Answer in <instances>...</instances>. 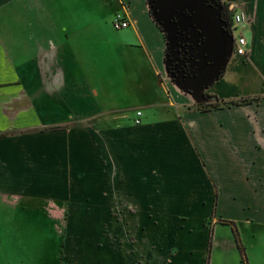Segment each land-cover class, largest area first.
<instances>
[{
  "label": "crops",
  "instance_id": "0c3cea01",
  "mask_svg": "<svg viewBox=\"0 0 264 264\" xmlns=\"http://www.w3.org/2000/svg\"><path fill=\"white\" fill-rule=\"evenodd\" d=\"M228 1L245 12L248 50L232 53L226 72L210 86L221 103L264 96V0ZM118 12L127 14L130 26L116 30L123 49L115 56L131 60L137 98L148 99L160 89V97L154 94L138 106L151 107L142 110L140 124L114 123L105 114L117 109H97L93 93L100 92L76 48L79 31H107L101 21ZM165 49L149 0H0V209H10L2 213L16 221L28 201L66 207L62 248H46L56 249L55 264H218V258L227 264L228 256H217L215 249L225 240L204 226L202 217L193 230L178 220L180 208L203 204L213 182L199 161L198 134L179 118L177 106L163 102L158 74L165 70ZM173 85L168 87L178 98ZM244 109L254 120L250 115L240 124L264 132V104ZM94 113L100 119L74 124ZM235 113L226 110L228 127H234ZM228 135L234 143L235 133ZM259 137L264 140V134ZM123 195L144 209L135 220L139 248L130 251L122 232L102 230L108 210ZM212 206L208 197L207 207ZM157 209H169L168 215ZM232 235L239 264H250Z\"/></svg>",
  "mask_w": 264,
  "mask_h": 264
},
{
  "label": "rangeland",
  "instance_id": "374dc122",
  "mask_svg": "<svg viewBox=\"0 0 264 264\" xmlns=\"http://www.w3.org/2000/svg\"><path fill=\"white\" fill-rule=\"evenodd\" d=\"M223 2L226 8H230L231 3L228 0ZM113 17L107 16L106 22L101 21L109 27L107 31L98 32L93 29L79 31L75 41L76 48L83 56L81 58L84 59L88 80L100 92L98 96L93 93L97 109L115 108L116 111L104 113L105 117L109 120L113 119L114 123L133 125L134 122L136 123L138 111L143 114L142 110L151 109L149 106H138L144 104L143 100L153 99L154 94L160 97V89L148 99H144L142 95L140 99L137 98L136 85L134 92L130 80L133 75L131 60L128 56H115V53L123 48H120L118 43L120 34L112 23ZM77 23H82V20ZM85 23L92 22L85 19ZM111 25L115 30L111 29ZM226 70L227 66L224 72ZM158 80L165 89V95L162 93V97L166 100L163 102L173 103V107L177 106L175 111L179 114V118L190 123L193 131L195 130L198 134L196 149L200 155L199 161L204 173L208 174L213 182L212 192H206L207 194L202 197V205L177 210L178 220L183 229L185 226L192 230L196 229V219L202 217L204 226L212 232L215 230L220 235V239L222 238L223 242L225 240L224 247L219 245L215 249L217 256L224 254L228 256V260L225 261L227 264H239L236 245L231 239L232 232L235 233L234 230H236L249 263L264 264V140L259 137L263 136L264 132L258 126L248 129L239 122L244 120L243 117L247 119L250 115L254 120L255 114L247 112L244 106L253 103L264 104V96L239 98L221 103L214 100L210 87L202 91V97L193 98L190 93L175 87L174 81L165 70L158 74ZM167 83H171L181 93L178 98ZM56 84H59L58 79ZM229 109H235L236 112L234 127L227 126L226 110ZM219 110L224 111L221 112V116L218 113ZM100 117V114H95L90 120L85 119V122L77 120L74 124L87 125ZM217 119L220 120L217 121ZM142 120L143 115L141 122ZM206 124L209 126L206 127ZM231 132H234L237 138L234 143L226 139ZM243 132L248 133L243 135ZM208 197L212 199V207H207ZM126 198L123 195V200L115 202V205L108 210V222L102 230L122 232L124 247L130 251L132 246L135 249L139 248L135 235V232H138L135 230L137 224L135 220H140L144 216V209L137 207L134 202ZM65 208L50 209L46 204L37 205L36 201H28L27 206L19 211L18 219L10 221L7 217L5 218L6 214L2 213L3 210L10 209L2 207L0 209V264H55L56 249L48 251L46 248L56 247L60 250L62 248L64 225L61 223L66 222ZM50 210L54 216H60L59 223L51 218ZM157 210H160V213H166L164 216L168 215L169 209ZM198 247H201L200 243ZM218 262H221L219 258Z\"/></svg>",
  "mask_w": 264,
  "mask_h": 264
},
{
  "label": "water",
  "instance_id": "95a60500",
  "mask_svg": "<svg viewBox=\"0 0 264 264\" xmlns=\"http://www.w3.org/2000/svg\"><path fill=\"white\" fill-rule=\"evenodd\" d=\"M149 4L154 18L161 27L165 25L166 21L171 20L169 14H165L168 9L176 14L188 12L190 17L199 24V27L208 28L210 34L207 38L209 45L207 52L213 54L214 58L207 59L211 62L210 64L204 63L208 68L188 74L186 76L187 85L176 82L182 91L190 93L193 98L198 99V94L222 75L232 55L233 37L227 21L222 17V4L215 2V9L211 14L204 10L198 0H158L156 5H152L149 0Z\"/></svg>",
  "mask_w": 264,
  "mask_h": 264
},
{
  "label": "flooded vegetation",
  "instance_id": "af4514ba",
  "mask_svg": "<svg viewBox=\"0 0 264 264\" xmlns=\"http://www.w3.org/2000/svg\"><path fill=\"white\" fill-rule=\"evenodd\" d=\"M150 1L152 5H156L158 2V0ZM198 1L209 14L214 12L215 2H220L222 4V17L230 25V11L229 8L225 7L222 0ZM165 14H169V18L171 19L168 22L164 21L165 25L161 27L164 29L166 42L164 57L165 70L174 83L179 82L180 84L187 85L188 81L186 80V76L191 72L208 68L207 64L211 62L207 59L214 58L213 54L207 52L209 48L207 38L210 33L208 28L199 27V24L190 17L188 12L186 14H176V12L166 9ZM204 63H207L206 66ZM201 93L198 94L199 97H202L203 93L202 95Z\"/></svg>",
  "mask_w": 264,
  "mask_h": 264
},
{
  "label": "built area",
  "instance_id": "2783aa9c",
  "mask_svg": "<svg viewBox=\"0 0 264 264\" xmlns=\"http://www.w3.org/2000/svg\"><path fill=\"white\" fill-rule=\"evenodd\" d=\"M223 1V0H222ZM229 16L231 23L229 25L232 37L233 47L232 53L236 55H245L248 50V42L244 36L243 30L246 25L247 17L241 9H235L230 5ZM114 27L117 30L124 29L130 26V21L126 13L118 12L112 20ZM142 112L138 111L135 118L136 123H141Z\"/></svg>",
  "mask_w": 264,
  "mask_h": 264
},
{
  "label": "trees",
  "instance_id": "16d2710c",
  "mask_svg": "<svg viewBox=\"0 0 264 264\" xmlns=\"http://www.w3.org/2000/svg\"><path fill=\"white\" fill-rule=\"evenodd\" d=\"M230 102V101H229ZM231 102H233V101H231ZM234 234H235V236H236V239H237V241H238V246H239V248H240V251H241V254H242V260L245 262V253H244V249H243V247L241 246V244L239 243V237H238V235H237V232H236V230H234Z\"/></svg>",
  "mask_w": 264,
  "mask_h": 264
}]
</instances>
